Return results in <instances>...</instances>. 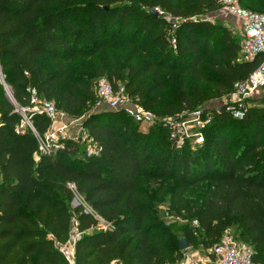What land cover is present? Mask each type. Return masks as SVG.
Listing matches in <instances>:
<instances>
[{"label": "trees", "instance_id": "16d2710c", "mask_svg": "<svg viewBox=\"0 0 264 264\" xmlns=\"http://www.w3.org/2000/svg\"><path fill=\"white\" fill-rule=\"evenodd\" d=\"M122 2L127 3L112 7ZM240 4L264 14V0ZM144 7H159L178 20L175 31L172 21L153 16ZM222 8L220 0H150L145 5L134 0H93L89 5L76 0H0V264H68L58 244L68 241L73 220L83 233L76 264L178 263L174 261L182 254L180 244L173 245L163 232L141 190L151 179L173 180L178 194L207 183L205 202L196 212L205 234L203 247L212 248L227 229L239 226L236 238L253 248L256 264H264V97L249 101L243 120L225 108L214 111L204 143L195 147L189 143L181 150L173 146L162 123L149 128V133L159 135L154 140L134 131L131 123L139 124L124 112L106 111L85 119L83 127L99 145V157L82 156L79 143L71 139L62 140L58 150L41 152L39 137L44 139L52 127L42 114L31 117L36 134L29 128L24 134L16 132L24 120L19 110L31 106V88L67 115L79 117L85 97L94 95L72 81L66 63L79 56L87 42H94L93 53L126 43L137 16L152 34L155 54L166 57L133 71L125 85L144 108L151 110L156 104L154 97L146 96L154 87L148 88L145 78L153 74L155 87L160 88L157 80L161 73L171 74L169 67L204 81V66L214 76L217 90L230 93L262 58L242 61L241 39L203 19V14ZM106 70L105 77L120 84L121 73ZM181 101L179 113L194 111L201 102L187 94ZM234 122L250 130V143L234 148L230 135ZM76 197L90 212L83 205L71 208ZM185 238L194 246L191 230Z\"/></svg>", "mask_w": 264, "mask_h": 264}, {"label": "rangeland", "instance_id": "374dc122", "mask_svg": "<svg viewBox=\"0 0 264 264\" xmlns=\"http://www.w3.org/2000/svg\"><path fill=\"white\" fill-rule=\"evenodd\" d=\"M76 1L81 5H89L92 4L93 0ZM149 1L150 0H134L135 3L143 5ZM124 3L127 2L113 4L112 7L121 6L124 5ZM142 9L146 11H157L159 12V17L165 18L168 22H178V20H173L159 7H144ZM202 17L212 24L226 27L234 36L241 39L242 25L235 17L228 14L225 10L222 9L213 13H206L203 14ZM117 22L118 20L115 19L113 29H115ZM141 23L140 16H137L129 33V40L126 43L114 44L108 49L93 53L91 45H94V42L90 41L82 46V53L79 56L74 57L71 61L66 63L70 73L69 77H71L72 81L79 86H83L86 89L88 88L90 93H93L94 98L91 99V95L85 97L83 108L79 110L81 113L79 117L69 116L63 110L58 109V117L56 121H52V126L58 124V128H54V130L50 129L51 131H49V133L56 135L57 141L59 142L64 138L78 142L80 145V154L82 156L86 155L88 147V142L85 140V129L83 127L85 119L95 113L112 111L107 105L100 103L96 96V85L99 78L108 76V70L106 69L115 68L119 71L122 75L120 84L125 86L130 81V75L133 71H137L139 67L146 65L148 61H152V59L155 60V63H158L161 60L164 61L166 58L163 54H155L156 52L150 45L152 34L149 31H145ZM135 47H139L138 51H135ZM168 59L171 61V58L168 57ZM55 66L56 64L51 68V71L55 70ZM202 70L205 74L202 76L205 78L204 81L196 78L190 72L182 73L169 67L171 74L161 73L159 80H157V82L161 84L160 88L155 87L156 77L153 74L145 78L147 87H154L153 91L146 95L148 98L154 97L156 101L155 106L152 107L151 110L156 116V121L162 123V127L165 131L168 132V126L166 124L179 114L177 109L182 105L181 98L184 94H187V96L193 99L199 98L201 102L198 104V107L211 111L212 114L214 111H219L224 108L225 102L227 101L226 96H228L229 93L225 94L218 91L215 86L214 76L206 67L203 66ZM6 87L9 89L8 85H6ZM4 89L6 91L5 86ZM81 92L80 90V93ZM171 111H174V113L171 114ZM158 112H161V114H158ZM131 126L134 131L136 129V131H141L146 136L152 135V133H149V128L152 126L135 125L133 123H131ZM211 135L212 134L209 133L208 137L212 140ZM230 135L232 144L235 145L234 148L237 146L242 147L248 142L250 143L253 138L250 130L243 128L242 124L236 122L233 123L230 129ZM152 136L154 140L159 138L158 134ZM261 139L264 143V129L261 133ZM80 140L81 142H79ZM193 144L195 143H192L191 147H195ZM239 151L240 149L238 152ZM261 151L264 153V148H262ZM253 157L255 158L257 155ZM244 166L248 168L247 164ZM207 189L208 184L201 183L191 188V190L185 194H178L177 185L173 180L153 179L147 180L143 187H141L142 193L146 198V203L150 206L153 216L159 223L163 232L170 236V241L173 245L179 246V241L185 238V232L187 230H191L195 237L194 246L181 252V256L177 257L174 262H181L182 260L193 258L199 260L202 264H211L209 258L210 252L203 247L205 234L199 228L198 224L195 223L196 212L205 202V193ZM77 203L81 204L82 200L77 199ZM71 208H76L74 201L71 203ZM75 227L76 225L73 221L72 230H74ZM239 233V226H233L227 229L225 236L230 235L238 237Z\"/></svg>", "mask_w": 264, "mask_h": 264}, {"label": "built area", "instance_id": "2783aa9c", "mask_svg": "<svg viewBox=\"0 0 264 264\" xmlns=\"http://www.w3.org/2000/svg\"><path fill=\"white\" fill-rule=\"evenodd\" d=\"M220 3L223 6L222 9L235 17L242 25L239 58L244 62L262 58V61L250 76L245 81L237 82L233 90L226 96L227 101L224 108L235 119L243 120L246 116L249 101L264 97V14L244 9L240 4V0H220ZM172 22L173 31H175L177 21ZM173 44L175 46V39H173ZM2 83L6 88V84ZM29 93L31 95V106L19 110L24 120L16 130L18 134H24L27 128L36 134L31 121V117L34 114L45 115L51 121H56L59 114L56 104L41 98L36 88L29 89ZM96 96L100 103L107 105L110 110L124 112L139 125L151 126L157 122L154 113L135 100L128 93L126 86L115 85L106 77L98 80ZM212 117L211 111L204 108L184 111L176 115L174 119L166 124L168 126L169 139L173 146L181 150L189 143L203 144L205 141L204 129L211 123ZM84 133L85 140L88 142L86 156L99 157L101 155L99 145L90 138L86 130ZM39 140L40 151L44 153L52 152L53 149L58 150L61 147V141H57L56 135L49 132L44 139L39 137ZM70 187L75 190V185L70 184ZM77 199L81 198H75V207L83 205L86 208V212H90L86 203L81 199L82 203L78 204ZM73 221L76 227L72 230L68 241L64 244H58V248L68 264H76V247L83 235L77 229L78 223L75 220ZM195 223L199 225L198 221H195ZM208 250L211 264H256L254 262L253 248L240 242L234 236L226 235L220 243ZM167 264L202 263L197 259L189 258L178 263Z\"/></svg>", "mask_w": 264, "mask_h": 264}, {"label": "water", "instance_id": "95a60500", "mask_svg": "<svg viewBox=\"0 0 264 264\" xmlns=\"http://www.w3.org/2000/svg\"><path fill=\"white\" fill-rule=\"evenodd\" d=\"M150 13H151L153 16H155V17H159V12H157V11L152 10V11H150ZM6 91H7V94H8V97L10 98V100H11L12 102H14V100H13V96H12V92H11L10 88L8 89V87H6ZM79 142H81V140H80ZM74 203H75V202H74ZM179 244H180L179 249H180L181 252H184V251H186V250H188V249L191 248V244L189 243V241H188L186 238H182V239L179 241Z\"/></svg>", "mask_w": 264, "mask_h": 264}, {"label": "crops", "instance_id": "0c3cea01", "mask_svg": "<svg viewBox=\"0 0 264 264\" xmlns=\"http://www.w3.org/2000/svg\"><path fill=\"white\" fill-rule=\"evenodd\" d=\"M54 128L56 129V128H58V124H54L52 127H51V130H54ZM50 130V131H51Z\"/></svg>", "mask_w": 264, "mask_h": 264}]
</instances>
